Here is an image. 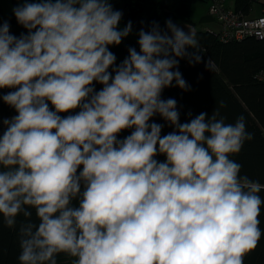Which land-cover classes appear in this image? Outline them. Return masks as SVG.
I'll return each mask as SVG.
<instances>
[{"label":"clouds","instance_id":"1","mask_svg":"<svg viewBox=\"0 0 264 264\" xmlns=\"http://www.w3.org/2000/svg\"><path fill=\"white\" fill-rule=\"evenodd\" d=\"M12 11L24 31L0 24V100L15 112L0 120V217L18 264H244L264 235V184L230 158L253 138L245 117L181 122L162 95L191 90L179 63L202 61L195 30L153 22L117 63L133 25L111 0Z\"/></svg>","mask_w":264,"mask_h":264},{"label":"trees","instance_id":"2","mask_svg":"<svg viewBox=\"0 0 264 264\" xmlns=\"http://www.w3.org/2000/svg\"><path fill=\"white\" fill-rule=\"evenodd\" d=\"M141 10L132 22L133 31L119 46H112L110 50L116 55L117 63L128 55L129 47H137V33L141 28L148 30L153 22L165 28L167 20L174 23L176 19L190 21L188 0H138ZM178 2V3H177ZM235 8L248 11L250 4L244 0H235ZM8 21L10 31L19 35L24 29L17 24L13 11L0 16V24ZM128 21H121V27ZM197 38L203 50L202 61L189 64L186 59L180 60L179 71L191 86L190 91H183L178 87L166 88L163 98L177 100L181 113V122L201 112L211 113L219 109L227 123H234L239 116H244L246 129L253 138L246 141L238 154L231 156L241 164V175H247L254 181L264 184V80H255L254 74L264 69V39L247 37L241 40L220 42L209 30H196ZM211 61L210 69L206 68L207 61ZM175 83V82H173ZM100 86L97 85V88ZM0 94H3L0 89ZM0 100V120L14 115ZM157 123H163L159 117L154 118ZM2 128V125H0ZM165 127L163 133L171 131ZM162 133V134H163ZM129 134L125 131L121 136ZM163 159V157H159ZM264 198V192L259 193ZM22 217L18 218L19 220ZM260 228L264 233V206L261 207ZM18 227V225H17ZM19 243L16 229H9L2 223L0 217V264H18ZM58 264H70V258L60 255ZM244 264H264V235L261 236L257 247L245 255Z\"/></svg>","mask_w":264,"mask_h":264},{"label":"built area","instance_id":"3","mask_svg":"<svg viewBox=\"0 0 264 264\" xmlns=\"http://www.w3.org/2000/svg\"><path fill=\"white\" fill-rule=\"evenodd\" d=\"M235 1V0H233ZM250 4L248 11L235 8V2L228 6L226 0H209L207 9L208 16L216 20L218 28L207 29L212 32L220 42L241 40L247 37L264 39V9L257 14L251 15L252 6L263 0H244ZM255 80H264V69L255 72ZM3 93L9 89H1Z\"/></svg>","mask_w":264,"mask_h":264},{"label":"rangeland","instance_id":"4","mask_svg":"<svg viewBox=\"0 0 264 264\" xmlns=\"http://www.w3.org/2000/svg\"><path fill=\"white\" fill-rule=\"evenodd\" d=\"M128 1H130V0H111V3L113 4L114 9L120 10L122 12L124 10L122 8V6ZM174 1H176V0H169V2H174ZM135 3L139 5L138 0H136ZM226 3L228 6H230L231 0H226ZM188 4L190 5V10H189L190 21H185L182 19H176L175 20L176 24H178L180 27L184 28L185 31H187L188 29H192L195 31L196 30H205L203 28H205L208 25L210 27H213V30H215V24L214 23H211L209 20L203 19L206 22V23H204L202 20L203 17L206 18L208 15L207 9H208V5H209V0H188ZM259 4L260 3L253 4L254 11L252 14L257 15L260 12L259 6H258ZM9 11L10 10L6 11L4 9L3 13L5 14V13H8ZM138 12H139V10H138ZM129 16H130V14H129ZM128 19L132 20V19H136V17H130L129 18V17L123 15L121 21L126 22V21H128Z\"/></svg>","mask_w":264,"mask_h":264},{"label":"crops","instance_id":"5","mask_svg":"<svg viewBox=\"0 0 264 264\" xmlns=\"http://www.w3.org/2000/svg\"><path fill=\"white\" fill-rule=\"evenodd\" d=\"M20 2H23V0H0V16H3V15H6V14H8L9 12H11L12 10H13V8L14 7H16L17 6V4L18 3H20ZM234 3V1L233 0H231V5ZM235 4V3H234ZM259 6V10H260V12L262 11V9H264V1H261L260 2V4L258 5ZM4 9L6 10V11H8V10H10L8 13H3V11H4ZM253 11H254V7L252 6V12H251V15H254V14H252L253 13ZM259 12V13H260ZM258 13V14H259ZM209 20L211 23H214L215 24V29H217L218 28V24H217V22H216V20H213L211 17H209L208 15H207V17L206 18H202V20ZM203 20V22L204 23H206L205 21ZM203 27V26H202ZM203 29H205V30H207V29H213V27H210L209 25L208 26H206L205 28H203Z\"/></svg>","mask_w":264,"mask_h":264},{"label":"flooded vegetation","instance_id":"6","mask_svg":"<svg viewBox=\"0 0 264 264\" xmlns=\"http://www.w3.org/2000/svg\"><path fill=\"white\" fill-rule=\"evenodd\" d=\"M136 0H130L128 2H126L122 8L124 9L122 11L123 15L124 16H127V17H137L138 16V10L140 11L141 10V7L140 5L136 4L135 3ZM138 9V10H137ZM130 14V16H129Z\"/></svg>","mask_w":264,"mask_h":264}]
</instances>
